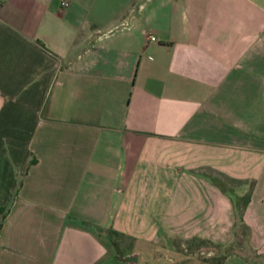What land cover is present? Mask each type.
Returning <instances> with one entry per match:
<instances>
[{"label": "crops", "instance_id": "0c3cea01", "mask_svg": "<svg viewBox=\"0 0 264 264\" xmlns=\"http://www.w3.org/2000/svg\"><path fill=\"white\" fill-rule=\"evenodd\" d=\"M239 218L264 264V0H0V264L172 263Z\"/></svg>", "mask_w": 264, "mask_h": 264}, {"label": "rangeland", "instance_id": "374dc122", "mask_svg": "<svg viewBox=\"0 0 264 264\" xmlns=\"http://www.w3.org/2000/svg\"><path fill=\"white\" fill-rule=\"evenodd\" d=\"M240 231L241 230H238L239 234L234 238V240L232 241V243L229 246H221L220 249H223V250L228 249V251H230L229 252L230 255H228V256L240 257L247 264H260V263H262L263 262L262 258L260 256L256 255L248 247L246 242H242L243 240H242V237H240L241 236ZM214 246H218V245H215V244H211V245H200V244L197 245V244H195L194 245L193 244L191 246V249H187L185 242L180 243L178 241H176V242L174 241V247L176 249V252L178 253V256L180 255V257H179V259H176V261H173V262L175 264H191L194 262H201L202 259L218 258L221 255L222 250H220ZM119 256L122 257L123 255L119 254L117 256L118 262L123 263V260H121L119 258ZM161 256L163 258L160 260V263H162V264H172L173 263V262L170 263L169 261H167V259H165V256L161 255V253H160V258H161Z\"/></svg>", "mask_w": 264, "mask_h": 264}, {"label": "trees", "instance_id": "16d2710c", "mask_svg": "<svg viewBox=\"0 0 264 264\" xmlns=\"http://www.w3.org/2000/svg\"><path fill=\"white\" fill-rule=\"evenodd\" d=\"M234 227L237 229L236 232H235V236H237L239 234L238 230H241L240 231L241 232V236L240 237H242V240H243L242 242H247L248 228L242 223L240 218L236 220ZM108 234L109 235H114V236L116 235V233L111 232V231ZM193 244L194 245L195 244H197V245H199V244L200 245H211L208 241L197 239V238H192V239H190V240L185 242V245H186L187 249H191V246ZM214 247H217L218 249L221 248V246H214ZM220 250H222V251H221V255L218 258L202 259L201 262L202 263H206V264H223L224 259L228 255H230V253H229L230 251H228V249H224V250L220 249Z\"/></svg>", "mask_w": 264, "mask_h": 264}, {"label": "water", "instance_id": "95a60500", "mask_svg": "<svg viewBox=\"0 0 264 264\" xmlns=\"http://www.w3.org/2000/svg\"><path fill=\"white\" fill-rule=\"evenodd\" d=\"M123 262H135L136 261V256L135 255H127V256H119Z\"/></svg>", "mask_w": 264, "mask_h": 264}]
</instances>
